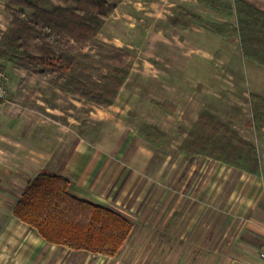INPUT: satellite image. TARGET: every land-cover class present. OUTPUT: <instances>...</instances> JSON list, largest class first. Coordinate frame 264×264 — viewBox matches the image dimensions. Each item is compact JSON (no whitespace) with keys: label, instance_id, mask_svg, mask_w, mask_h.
<instances>
[{"label":"crops","instance_id":"0c3cea01","mask_svg":"<svg viewBox=\"0 0 264 264\" xmlns=\"http://www.w3.org/2000/svg\"><path fill=\"white\" fill-rule=\"evenodd\" d=\"M244 1L264 11V0ZM192 27L198 26L175 28ZM0 64L10 74L7 97L0 99V264L121 260L119 253L107 257L50 244L13 215L24 188L40 173L65 177L72 195L132 223L124 247L141 253L127 251L124 264H261L262 174L180 152L172 159L162 154L167 145L156 148L138 136L143 125L167 134V117L175 114L148 111L146 102L168 87L159 68L153 75L129 70L114 102L102 106L61 92L31 71ZM150 83L157 90L151 92Z\"/></svg>","mask_w":264,"mask_h":264},{"label":"trees","instance_id":"16d2710c","mask_svg":"<svg viewBox=\"0 0 264 264\" xmlns=\"http://www.w3.org/2000/svg\"><path fill=\"white\" fill-rule=\"evenodd\" d=\"M7 0L4 9L11 21L0 38V60L51 80L57 90L77 94L96 105L108 106L129 75L123 65L103 66L82 52L58 50L55 44L67 39L83 44L95 39L123 0ZM226 21L214 23L198 14L182 10L172 26L183 30L196 25L216 37L238 40L242 58L264 68V11L244 0L232 3L200 0ZM234 20L230 22V20ZM88 59L86 63L82 60ZM250 112L256 129L264 128V96L249 95ZM173 114L168 102L155 104ZM179 135L184 130H177ZM138 136L151 146L166 144V134L155 125H143ZM188 157L201 156L224 163L251 175L260 176L262 166L257 147L229 122L201 111L178 146ZM62 176L40 173L28 182L13 215L34 228L48 243L70 249L114 257L124 246L132 223L120 214L77 198Z\"/></svg>","mask_w":264,"mask_h":264},{"label":"rangeland","instance_id":"374dc122","mask_svg":"<svg viewBox=\"0 0 264 264\" xmlns=\"http://www.w3.org/2000/svg\"><path fill=\"white\" fill-rule=\"evenodd\" d=\"M6 2L0 0V35L11 20L10 14L2 9ZM40 3L46 7L53 5L52 0ZM182 10L194 12L206 21L218 24L226 21L200 0H123L95 39L79 45L63 39L55 47L73 54L82 52L103 66L123 65L138 75L142 72L153 75L159 68L168 87L163 85L158 97L154 96L157 99L146 102L148 111L151 116L163 113L152 104L162 99L175 108V114L167 117V147L162 154L176 159L178 144L184 139L177 130L187 134L199 113L205 110L222 122H229L255 144L263 169L259 182L263 183L264 128L258 130L253 125L249 95L264 96V68L242 58L235 38H219L198 27L188 31L173 27V17ZM0 68L10 81L6 68L1 64ZM147 85L152 87L151 92L157 90L158 85ZM120 250L117 254L121 260L109 264H124L127 251L137 256L141 253L140 249L128 250L124 246ZM146 251L155 254V250Z\"/></svg>","mask_w":264,"mask_h":264},{"label":"built area","instance_id":"2783aa9c","mask_svg":"<svg viewBox=\"0 0 264 264\" xmlns=\"http://www.w3.org/2000/svg\"><path fill=\"white\" fill-rule=\"evenodd\" d=\"M8 78L6 72L0 68V99H5L8 93ZM261 264H264V241L258 253Z\"/></svg>","mask_w":264,"mask_h":264}]
</instances>
